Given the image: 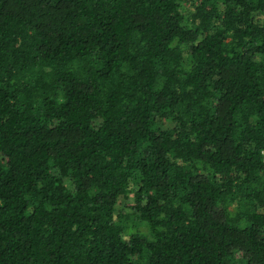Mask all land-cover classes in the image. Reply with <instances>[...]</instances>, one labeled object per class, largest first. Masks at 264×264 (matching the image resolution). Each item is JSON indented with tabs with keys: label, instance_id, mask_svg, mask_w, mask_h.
I'll list each match as a JSON object with an SVG mask.
<instances>
[{
	"label": "trees",
	"instance_id": "1",
	"mask_svg": "<svg viewBox=\"0 0 264 264\" xmlns=\"http://www.w3.org/2000/svg\"><path fill=\"white\" fill-rule=\"evenodd\" d=\"M0 264H264V0H0Z\"/></svg>",
	"mask_w": 264,
	"mask_h": 264
},
{
	"label": "rangeland",
	"instance_id": "2",
	"mask_svg": "<svg viewBox=\"0 0 264 264\" xmlns=\"http://www.w3.org/2000/svg\"><path fill=\"white\" fill-rule=\"evenodd\" d=\"M130 203H132V201L129 200L128 204H130ZM121 205H123V203ZM134 223H135L136 227L133 228L132 230L138 231L141 234H146L147 230H146V227L144 225H141V224L139 225V223L136 221Z\"/></svg>",
	"mask_w": 264,
	"mask_h": 264
}]
</instances>
